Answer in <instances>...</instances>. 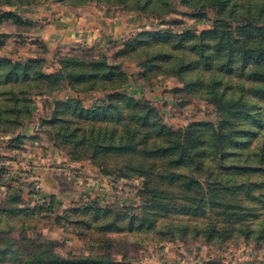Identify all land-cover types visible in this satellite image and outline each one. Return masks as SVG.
Wrapping results in <instances>:
<instances>
[{
	"label": "rangeland",
	"instance_id": "rangeland-1",
	"mask_svg": "<svg viewBox=\"0 0 264 264\" xmlns=\"http://www.w3.org/2000/svg\"><path fill=\"white\" fill-rule=\"evenodd\" d=\"M7 1L0 0V12L13 7ZM35 1L18 0L14 5L31 6ZM69 1L74 6H92L95 11L100 9L118 16L122 23L127 22L133 27L129 36L113 39L106 50L94 56L97 64L93 68L104 72L108 66L114 67L111 81L102 83L99 89H113L115 94L104 101L109 110L107 117L98 119L99 116H95L98 120L93 122L79 119L73 115V107L67 108L65 116L71 122L62 123V126L67 127L66 133L73 127L78 130L74 131L71 141L85 135L83 127L119 125L124 120L122 113L140 109L150 115L151 123L160 121L177 132L179 136L173 139L181 134L193 137L184 148L173 151L171 158L185 155L206 163L204 166L195 162L188 167L176 164L165 167L160 162L151 167V156L142 152L140 158L146 163V173L139 175L122 168L125 155L100 153L96 162L103 163V167L111 172L102 176L112 188L123 192V198L126 196L128 202L126 206L135 208L125 213L121 204L108 200L100 206L84 205L88 200H77L71 209L72 218L81 226V242L89 246L86 251H70L69 248L79 250V242L72 247L68 239H51L49 236L56 234L51 230L47 231L49 236H43L42 228L52 222L56 214L47 211L41 200L35 203L30 197H25L26 204L36 207L38 203L39 208L27 218L15 217L16 225L8 229L7 234L21 243L24 239H33L31 252L46 248L51 254L46 255L44 264H78L79 259L85 258L83 255L103 254L92 249L94 244L89 242L90 239L106 240L104 230L113 229V226L127 227L132 221L139 224L146 218L156 225V239L161 241L226 247L233 254L241 251L240 255L252 254L264 264V232L260 235L240 234L231 227L228 219L238 215H226L228 211L236 212L243 216L239 222L246 220L253 226L264 223V0ZM84 57L87 55L80 52L54 55L56 60H84ZM42 66L43 62H37L34 73L42 70ZM14 69L9 64L0 67L1 80L8 88L11 80L20 78L9 77ZM43 69L46 74L54 71L51 66ZM32 79L33 82L24 87L18 84L27 94L37 91L42 82L48 83L47 79L38 83L34 74ZM56 84L58 82L50 85ZM136 84L147 90V95L135 94ZM135 100L140 104H134ZM120 104L123 108H131L123 111ZM40 105L37 103L35 108ZM148 107L153 111L150 112ZM109 118L114 120L103 121ZM5 124L0 126V138L8 139L9 134L21 128H4ZM17 135L21 134L10 138ZM155 140V137L145 136L148 149L154 148ZM87 141L92 142L91 138ZM98 141H101L100 137ZM66 149L71 154L93 155L88 150H76L72 144ZM166 154L160 156L165 159ZM170 171L175 176H169ZM160 174L164 178L159 177ZM3 195L0 194V205L4 204ZM211 227L214 231H210ZM256 229L253 227L252 231ZM114 238L117 262L126 260L123 254L127 251L133 260L138 258L134 243L125 242L128 239L119 235ZM38 243L41 246L35 248ZM26 249L30 250L29 247ZM71 253L82 254V257L74 258ZM58 254H65V257ZM43 258L31 260V264H41Z\"/></svg>",
	"mask_w": 264,
	"mask_h": 264
},
{
	"label": "crops",
	"instance_id": "crops-1",
	"mask_svg": "<svg viewBox=\"0 0 264 264\" xmlns=\"http://www.w3.org/2000/svg\"><path fill=\"white\" fill-rule=\"evenodd\" d=\"M94 7H78L67 0H43L34 5H17L9 9L15 17L0 23V36H5V44L0 48V59L30 61L45 58L54 70L58 65L54 55L57 53L80 52L87 57H96L107 49L113 39L125 38L133 27L118 16L107 14ZM100 13V14H99ZM136 86L135 94L147 95V90ZM130 87V86H129ZM133 88V86H131ZM107 95L106 91L92 90L80 92L68 83L58 91H43L35 95L33 119L26 122L17 132L25 137L21 148L10 146L8 139L0 138L1 163H6L13 174L19 173L15 181L23 190V198L41 200L50 204L55 196L53 210L55 218L42 228L56 234L51 239L66 241L73 245L79 242V250L84 252L89 246L81 242L77 232L60 217L71 213L77 200L101 199L109 203L127 204L121 191L117 190L102 176L100 169L91 161L73 160L70 155L57 148L42 131V121L49 118L57 101L81 99L90 106ZM40 103V107L35 108ZM29 199V200H30ZM132 200V199H130ZM60 218V221H59ZM48 229V230H47ZM74 246V247H75ZM137 250L134 264H258L254 255L233 254L226 247L213 245L177 244L172 241H145ZM135 257V256H134ZM133 258V257H132ZM261 264V262H260Z\"/></svg>",
	"mask_w": 264,
	"mask_h": 264
},
{
	"label": "trees",
	"instance_id": "trees-1",
	"mask_svg": "<svg viewBox=\"0 0 264 264\" xmlns=\"http://www.w3.org/2000/svg\"><path fill=\"white\" fill-rule=\"evenodd\" d=\"M43 0H36L34 4H39ZM69 3L70 1L67 0ZM18 2V0H9L6 3L9 6H17L14 5ZM23 4V3H21ZM71 4V3H70ZM24 5V4H23ZM72 5V4H71ZM9 17H15V14L12 11L6 10L4 12H0V23L4 19H8ZM5 44V36H0V48ZM37 62H43L42 70H37L34 73V65ZM58 65L55 67L53 72L46 74L43 67L49 66V61L45 58H37L30 61H13L11 59L2 58L0 59V67L6 64L14 66L12 73L9 77H20L18 80H11L8 86L2 82V73H0V84L2 89H0V126L6 123L3 127L4 128H19L22 127L26 122L31 121L33 119V104H34V97L40 92L43 91H58L65 87L68 83L72 86L73 89L80 91V92H88L92 90H100L106 91L107 95L105 99H102L90 106H85L82 103L81 99H74L69 101H57L52 113L50 114L49 118L44 119L42 121V131H44L49 138H52L53 144L64 151H66L73 160H88L91 163L100 169L103 174L111 173L110 170L103 167V163L96 162V157L98 154L102 153H113L116 155H125L124 158V167L127 170H132L133 172L143 175L146 173L145 165L146 163L144 160L140 158L142 152H148L149 156H151V161L149 162V166L154 167L160 162L165 167H172L173 164L180 165L183 167H188L189 165L198 163L200 166H204L206 162H202L200 159L193 160V157L181 155L179 158H171L170 155H174V152L180 148H184L185 144L189 142V140H193V137L190 136L187 138L184 134H181L180 137L177 139H173L175 136L178 135L177 132L167 128L166 125L160 123V121L151 123L150 115L144 113L140 109L131 110L129 109L127 112L122 113V118L124 119L120 122L119 125H113L108 127L104 126H87L83 127L82 130L84 132V136L81 139L71 141L72 137L74 136L75 132L78 131L77 128L73 127L72 130H68L66 133V128L62 126V123H69L71 120L66 118L65 112L68 110V107H73V115L78 117L79 119H86L87 121L93 122V120H98L102 117H107L109 110L105 107L104 101L106 99L111 98L115 94V90L113 89H99L102 88L101 84L110 82L112 77L114 76V67L108 66L107 70L102 72L98 69L93 68L97 63L94 57H84L83 59L77 58L72 60L71 58L63 59L60 58L57 60ZM81 65H85L86 68H82ZM24 68V71H21ZM30 70V71H29ZM34 80L40 83L41 81H48V83H43V85L39 86L37 91L27 94L21 87H24L25 84H31L33 82V74ZM105 81V82H103ZM58 82L57 86H52L50 84ZM14 83L17 86H14ZM21 84V87L18 85ZM46 84V85H45ZM43 86V87H42ZM120 87L118 90L122 89ZM17 90V91H16ZM118 92V91H117ZM133 100H131V105ZM26 103H28L26 105ZM134 104H140L139 101L135 100ZM118 107V105H117ZM119 107H122V110L125 111L126 107L123 108L121 104ZM134 108V107H133ZM149 108V107H148ZM152 108V107H151ZM149 108V111L152 112L153 110ZM106 109L105 111H102ZM126 109V110H127ZM106 112V113H104ZM101 115V116H100ZM95 116H99L98 119H95ZM92 119V120H91ZM113 118L104 119L103 121L110 123L113 121ZM6 121V122H3ZM81 128V127H80ZM62 130L64 131H55V130ZM109 130V131H108ZM52 136H50V134ZM54 133V134H53ZM54 135V136H53ZM152 135V136H151ZM120 136V140L118 139ZM146 137H155L154 141V148L149 147V143L145 142ZM179 136V135H178ZM100 137L101 141H98ZM91 138L92 142L87 141V139ZM10 146L13 148H21L23 143L25 142V137L23 135H17L15 138H10ZM69 142V143H68ZM170 143L167 145V143ZM72 144L76 150L82 149L83 151L88 150L91 152V157L89 155H78V154H71L66 148ZM174 151V152H173ZM166 152L167 156H160V154H164ZM200 155V154H199ZM129 156H133V159L130 160ZM200 157V156H199ZM163 158V159H162ZM3 157L0 156V163ZM109 168V167H108ZM169 176L174 175V172H168ZM173 176V177H174ZM159 177L164 178L163 174H160ZM19 173L13 174L11 172L10 166L6 163L0 164V194H4V204L0 205V261H5V264H12L14 262L18 264H31L36 261V259H41L39 263L44 264L46 261V255L51 254L47 249L38 251V252H31V246L33 245V239H24V241L19 242L13 239L10 234H7L8 229H12L14 225H16L13 221L15 217H24L27 218L29 215L33 214L35 210L39 208V204H36V207H31L29 204H26L23 198V190L21 186L17 185L15 181H19ZM56 203L55 196L51 197L50 204H46V202H42L44 208L46 207L47 211H54V205ZM95 204L100 206L103 201L101 199L95 200H88L86 204ZM122 206V205H121ZM142 206V205H141ZM86 207V206H83ZM138 207V206H137ZM144 206H142L143 208ZM122 208L124 209L125 213H129L131 209L135 207L123 205ZM239 208V207H237ZM139 209V208H137ZM75 210H73L74 212ZM233 215H232V214ZM226 215L235 216L238 215L235 219L228 218L232 223L231 227L235 228L240 232V234L245 233H259L262 234L264 232V223L256 224L253 226L249 224V221L243 220V216L236 212H226ZM65 220L66 224L70 225L77 234L82 238V230L81 227L77 222H75L72 218V212L65 217H60ZM59 218V221H60ZM237 219V220H236ZM124 220V219H123ZM233 220L237 221L234 222ZM124 225V221L121 222ZM137 221L129 226H122V228H117L113 226V229L104 230L105 239L106 240H95L90 239L89 242H93V248L96 251H102V255H92L88 253L87 255H83L85 258L79 259L80 264H102V262H106V264H134V260L132 257L129 256L128 251L123 254V259H126L123 262H117L115 259V254L113 250L116 249V238L115 235H119L124 237L126 240L125 242H132L136 245V249L145 242V241H155V242H164L159 239H156V232L157 229L155 228L156 225L150 222L148 219H142L139 224H136ZM23 224V223H21ZM118 224H120L118 222ZM95 228V225H91ZM253 227L257 228L256 231H252ZM210 231H214V227L210 228ZM152 234V236H151ZM41 237L42 235L39 234ZM119 238V237H117ZM101 239V238H100ZM130 239V241H129ZM159 240V241H158ZM103 241V242H102ZM211 241V240H210ZM43 242V241H41ZM51 243V241H49ZM101 242L100 244H97ZM167 242V241H165ZM20 243V245H19ZM58 244V243H57ZM95 244L97 246L95 247ZM61 245V244H60ZM29 247L30 250L26 249ZM38 245L35 247L37 248ZM51 249V247H50ZM48 252V253H47ZM91 252V251H90ZM119 253V252H118ZM122 253V251H120ZM56 255L55 253H53ZM74 258L82 257V254H74L71 253ZM60 257H65V254H58ZM101 260V261H99ZM78 263V264H79ZM77 264V263H76Z\"/></svg>",
	"mask_w": 264,
	"mask_h": 264
}]
</instances>
